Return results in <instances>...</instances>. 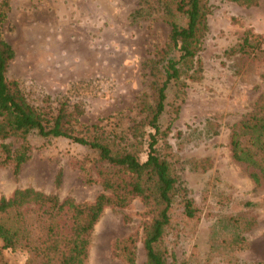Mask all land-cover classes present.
Here are the masks:
<instances>
[{
  "label": "rangeland",
  "instance_id": "rangeland-1",
  "mask_svg": "<svg viewBox=\"0 0 264 264\" xmlns=\"http://www.w3.org/2000/svg\"><path fill=\"white\" fill-rule=\"evenodd\" d=\"M209 3L198 53L201 78L187 82L168 138L178 197L191 198L199 220L192 230H167L165 264H264V186L254 187L227 144L229 126L264 93V62L223 54L246 28L261 36L264 47V0L251 7ZM168 28L157 0H9L1 36L14 55L6 77L36 107L55 108L60 101L77 106L81 124H104L110 117L124 125L138 122L144 118L141 105L152 102L151 69ZM29 142V159L16 176L0 167V196L33 187L82 201L100 191L97 183L86 182L82 169L93 176L89 150L60 137L31 135ZM195 161L206 167L194 168ZM141 211L137 200L127 208H105L90 234L86 264H123L111 255L110 241L136 230ZM224 215L252 224L245 245L233 253L215 246ZM8 256L15 264L25 259L21 252ZM142 260L138 246L135 264Z\"/></svg>",
  "mask_w": 264,
  "mask_h": 264
},
{
  "label": "trees",
  "instance_id": "trees-1",
  "mask_svg": "<svg viewBox=\"0 0 264 264\" xmlns=\"http://www.w3.org/2000/svg\"><path fill=\"white\" fill-rule=\"evenodd\" d=\"M157 1L169 28L165 44L155 51L152 102L141 105L144 118L124 125L110 117L104 124L86 125L78 122L81 111L77 106L60 101L55 108L36 107L18 82L6 77L14 54L1 36L9 0H0V167L8 166L16 176L29 159L31 135L60 137L93 154V176L82 169L86 182L100 187L91 200L82 201L70 196L59 198L33 187H15L1 195L0 264H15L9 252L23 253L22 264H86L90 234L103 210L127 208L133 200L142 205L138 228L110 241L111 255L123 264L136 263L138 246L143 255L141 264H165L169 254L163 237L167 230L173 226L192 230L196 226L200 210L191 198L178 197L168 138L187 82L201 78L198 53L211 6L209 0ZM228 1L240 7L259 3ZM223 54L264 62L262 38L246 28ZM227 144L230 158L247 168L254 187L264 186V93L258 95L251 110L229 126ZM197 167L206 166L195 161ZM59 180L58 171L55 184ZM218 223L225 231L214 238L218 251L242 249L244 232L251 222L224 215Z\"/></svg>",
  "mask_w": 264,
  "mask_h": 264
}]
</instances>
